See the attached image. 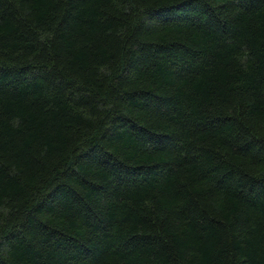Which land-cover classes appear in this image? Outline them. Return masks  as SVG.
I'll return each instance as SVG.
<instances>
[{"label":"trees","instance_id":"1","mask_svg":"<svg viewBox=\"0 0 264 264\" xmlns=\"http://www.w3.org/2000/svg\"><path fill=\"white\" fill-rule=\"evenodd\" d=\"M0 264H264V0H0Z\"/></svg>","mask_w":264,"mask_h":264}]
</instances>
